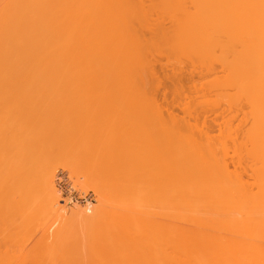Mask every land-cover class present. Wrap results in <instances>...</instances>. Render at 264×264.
Wrapping results in <instances>:
<instances>
[{"label": "bare ground", "instance_id": "1", "mask_svg": "<svg viewBox=\"0 0 264 264\" xmlns=\"http://www.w3.org/2000/svg\"><path fill=\"white\" fill-rule=\"evenodd\" d=\"M2 1L0 0L1 6L8 3L6 0ZM60 1L58 0V3ZM67 1L68 3H64V5L68 4L70 6L69 3L74 2L70 7L75 13L68 8L67 11H70L67 13L68 19L65 16L66 18L64 17V21L62 20V24L65 22L64 25L68 28L66 32L70 31L71 35L68 34L69 37L67 35L61 37L60 34L59 36V33L63 31H60L61 28L58 30V27L62 26V24L58 26L59 23L54 18L55 22L58 23V25L57 23L55 25L58 27L54 25L56 30L53 29L51 30V34L50 32L47 34L49 38H55L57 35L56 40L53 38L51 40L55 42L59 39L61 44H57L56 46L51 44L53 46L51 48L50 43L53 42L48 40V36H46L47 41L50 43L43 41L45 42L44 45H47L46 43L50 45L51 52L49 56L43 55V51H40V55L36 53L35 58L34 56L33 58L27 56L28 58L26 57L27 59H25L24 57L28 54V51L24 50L22 54L26 52L27 54L22 56L23 59L20 56L21 60H28L30 58H39L37 60H40L43 56L46 57L45 61H48L43 65H46L45 68L42 66L44 70L42 69L40 72L44 71V74L47 72L48 75L54 76L51 79L54 78L53 82L55 81L51 85L53 82L49 81L51 80L50 77L46 78V75L44 76L50 84L47 82L43 83L44 80L42 83L48 84L50 88L40 85L45 90L48 88L46 90L48 93L52 90L53 85H55V89L58 87V90L67 92H85L84 90L95 89L101 93L104 88L106 89L108 87L114 93L119 91L134 93L136 95L137 105L141 109H152L158 112V114H160L159 111H162L163 107L158 102L156 95L160 87L159 85H161V78L158 76L159 74L155 69L154 62L156 60H162L161 67L163 71H167V69L170 71L171 85L173 86L171 90L174 93L172 95L174 96L176 94L175 96H177L176 101L172 102L181 101L182 106L179 105L185 116H188V118H180L174 113H171V110L169 112L168 107V114L166 113L168 115L167 121L169 120L168 132L166 129H162L165 120L161 119V129L163 133L166 131V134L163 136L160 135L162 131L157 128L160 131H157L158 134L160 133L157 135L159 137L157 139L161 141L163 138L160 137H164L165 142H168L167 145L165 144L167 149L162 145L161 148H165L166 153L169 147V155L168 152L167 154L162 153L164 152L163 148L161 150L162 155L164 154L162 158H169V161L167 160L169 163V171L167 169L169 178L166 176L169 180V185H167L168 191L165 192L168 193V200L166 199L168 202L166 209L167 217L166 215L164 216L168 220V223H166V225L168 224L166 227L168 233L166 232V234H169L168 237L171 239L169 242H171L170 244L174 251H205L216 249L217 241L213 234H216L218 229L217 223L220 215L219 204L221 202L220 192L224 191L223 201L226 206H231L236 201L234 198L235 195H232L234 191V180L230 174H227L225 171L223 172L222 165L220 164L221 156L228 153V144L234 141L236 129L239 125L251 124L256 127H264V0ZM16 2L14 0L10 5L12 6L11 10H14L16 13L7 7L9 13L7 12L4 15L7 18L2 15L6 22L0 21V23H5L3 25L0 24V58L8 54L6 50L9 49L8 46L10 44H3V42L9 40V34L12 33L11 31L13 29V38L15 40L17 39V42L14 41L16 42L14 44H19L20 37L18 34L20 32L17 33L15 30L19 31L18 28H27V25L30 24L29 19L32 16L39 18L42 14L52 9L50 0H21L19 6ZM12 4L16 8L18 7V9ZM56 6L58 7L59 5ZM65 7L67 6L65 5ZM0 9L2 8L0 7ZM64 11L66 13V9ZM61 13H63V10ZM52 14L54 13L52 12ZM69 18L73 19L76 27L71 24L73 22ZM31 19L33 20V18ZM84 19H87V21H84ZM45 23L47 24V22ZM34 26L36 25L34 24ZM70 27L71 30H69ZM10 28L11 31H9ZM41 28L45 29L46 25ZM52 31H54V35ZM43 32L45 31L43 30ZM7 33L9 34L4 35ZM15 35H17V38ZM42 38L44 39V37ZM43 41L40 43H43ZM31 44L33 43L31 42ZM20 45L22 44L20 43ZM17 47L21 48V46ZM26 47L28 46L26 45ZM15 48L13 46V49ZM21 49H24V47ZM27 49L33 51V48ZM18 50L19 52L21 51L20 49ZM19 52L18 55L20 54ZM15 59L13 61L17 63L18 60ZM43 59L42 63H45ZM30 60L23 62L27 64ZM37 60L35 62L33 60L30 61L32 66L34 63L35 65L37 64ZM14 62H11L13 63L11 67L15 71H13L15 73L14 76L10 74L11 76L8 78L9 74L7 73L8 75H6L5 73L9 80L11 78V81L13 80L12 78L17 79L16 71L18 73L20 71L22 72L21 68L23 67L24 71L26 67V64L24 65L20 61L18 63H22L25 67L17 63V67L21 65L19 68L20 71H18L16 65L14 66ZM39 62L41 65V61ZM2 63L4 61L0 59V74L5 69L8 72V68L4 69L3 67L6 65ZM30 63L27 65L29 69L32 67ZM34 67L32 71L35 69ZM40 69L38 68V70ZM30 70L29 72H31ZM9 71V73H12L11 69ZM24 72L26 73L27 71ZM34 74L33 72H31V75L28 74L31 76L30 80L35 79L38 75L40 76V83V80H42L41 73L40 75ZM194 75H197L196 80ZM18 78H21L20 73ZM57 78L59 81H57ZM185 78L190 79L191 84L190 82L189 84L187 83L189 81L187 79V82H183ZM15 79L14 81H16ZM25 79L27 78L25 77ZM56 81L58 83L60 82V85ZM34 83L36 82L34 81ZM29 84L33 85L31 82ZM184 84L188 87L185 88ZM56 85L58 86L56 87ZM15 88L17 89V87ZM43 88L42 90H44ZM189 88H192L190 89L193 91L192 94H184L191 92ZM52 91L53 93L60 92ZM185 95L188 96V100L185 99ZM189 95H191V99ZM182 96H184V101L181 100ZM217 109L221 110V113ZM163 110L167 112L166 109ZM208 110H211V112L217 111L216 113L219 112L221 114L220 117L216 118H220V120L218 119L219 122L217 123L218 120H215L217 129H215V126L211 127V124L208 126V121H206L207 117H204L209 112ZM216 113L213 115L215 116ZM154 114L153 117L155 118L153 119H157V122L155 120L154 122L157 124L156 127H159L160 118H163L162 116L160 117L162 113L160 115H156L157 113ZM217 115L219 116V114ZM20 116L18 118L15 115L12 123L5 128V133L10 135V140L4 146L5 152L0 154V166L5 169H11L13 172V182L9 180H5V182L2 181L3 179L0 180V183L2 182L12 188L11 194L4 195L6 200L5 217L16 212V217L8 225L7 235H26V237L29 235L34 240L35 238L40 240L39 237H42L45 241H43V246L46 250V247H49L50 242L53 241H47L49 235H52L50 239H60L62 237L60 235H68L69 232L73 236L75 234L77 235V233L86 235L93 233L95 231L94 227H98V232L101 233H105L106 231H113V233H117L118 231V233H130L134 231L137 233L142 231V226L145 225L146 221L154 217L153 208L148 210V208L144 209L136 205L135 207H131L125 204L129 198L131 199L132 188L126 182L128 179L124 180V175L122 176V171L119 169L120 164L117 162L112 167L110 174L101 177L98 181L97 191L101 196L98 208L91 210V212L87 207L84 215H80L82 219L80 218L79 220L77 218L79 221L73 219L78 212L75 210L66 217L67 209L65 210V206H63L64 208L58 207L60 204L57 206L58 191L54 187L53 174L48 167H44L39 177L35 172H32L31 168V164H34L31 161L34 159V162L35 157H41L45 161V159L50 158V154L56 153L51 151L55 147L50 150L49 148L52 145L50 146V143H46L47 146L49 145L48 149L51 151L49 152L45 144H42V140L39 142V138L34 134V141H31V143L27 141V134L24 131V126L21 124L23 120ZM189 118H192V120ZM212 128L217 131L215 135L210 132ZM262 135L264 136L263 131L258 129L249 131L247 137H254V140L259 138L257 142L260 143L263 139ZM160 166L163 167L161 162ZM163 168H160L159 171H162L161 169ZM167 179L165 178L166 181ZM259 180L261 185L262 183L264 184V182H261L264 181V176H261ZM37 191L41 192L42 195L39 194V197H35ZM165 193L163 192V194ZM148 199L146 200L148 201L147 204L151 205ZM38 200H42L44 202L43 205H45V202L49 204L48 213L51 215L48 214V218L43 220H36L38 219V213H36V209L33 207L35 205L37 206V203H39ZM156 200L157 198L155 197L152 201L156 202ZM153 205L152 207H155ZM105 206L108 207L107 210L103 209ZM255 207L257 210V206ZM119 208L120 212H117ZM31 209H34L35 212L32 211V213ZM43 212H47V210H43ZM155 213L158 212L155 211ZM159 213V215L163 214L161 212ZM57 214L62 220L69 218L73 222L77 220L79 223H76L71 228L61 227L55 218ZM49 215L51 216L50 218ZM52 215H55V217H52ZM257 215L260 216L261 214ZM253 216L250 217L252 220L256 217ZM262 216H264L263 213ZM260 219L259 217L254 218L256 223L258 222V224L254 222L258 227L262 225L261 222L257 221ZM262 222L264 221L262 220ZM130 227L134 229L131 231ZM33 234L36 236L34 237ZM80 236L82 235L78 237ZM55 239L54 242L56 245L57 240L55 241ZM25 243L23 240L22 245H25ZM36 245H40V243L34 244L33 247L35 248ZM24 247L26 246L22 248Z\"/></svg>", "mask_w": 264, "mask_h": 264}, {"label": "rangeland", "instance_id": "2", "mask_svg": "<svg viewBox=\"0 0 264 264\" xmlns=\"http://www.w3.org/2000/svg\"><path fill=\"white\" fill-rule=\"evenodd\" d=\"M15 1H17L16 3L19 6L21 0ZM6 2L9 3V0H6ZM13 2L14 0H11L9 6ZM50 2L52 5V9H50L49 11H52H47L50 13V15L49 13L47 14V12H45L39 18H34L32 16L31 18H33V20L31 18L29 19L30 24L27 25V28H18L19 31L15 30V32L17 33L20 32L18 36L20 37L19 41L22 45H20L19 42V44H14L17 42V39L15 40V38H13L14 29L12 31L11 28L10 30L7 29L12 32V36H10L11 34L9 33L4 34H9V38L8 36H6L9 40H5L3 44L9 43V49H13V46L16 48L13 50L10 49V51L9 49H7L6 51L8 54H5L0 58L2 61H4V63L2 64L6 65L3 68H8V72H6L5 69V71L0 74V154L5 152L4 146L10 140V135L5 133V128L8 127L10 123H12V121L15 119V115L19 118V116L22 114L20 116V118L22 117L21 119L23 120L21 124L24 126V131L27 134V141H29L30 143L31 141L33 142V139H35L33 137L34 134L37 135V138H39V142H41L42 140V144H45V147H47V149L49 145H52L49 148L50 150L54 147L56 148V150L55 148L51 150L52 152L54 151V153H56L50 154V158H48L47 160L45 159V161L41 157H35V161L33 162L34 159L31 161L32 163H34L31 164V168L32 172H35V174L39 176L42 173V169L44 167H48L50 172L53 174L54 187L58 191L57 206L59 204L60 205L58 207L65 206V210L67 209L66 217H68V215H70L71 212L75 210L76 212H78L75 215L76 218H74V216L73 219L79 218L80 220V218L82 219L80 215H84L87 209H90L91 211L98 208L99 199L101 197L97 191L98 181L101 177H105L110 174V171L114 164H116V162L120 164L119 169L120 171H122V176L124 175V180L128 179V181L126 182H128V184H130L132 188L131 199L129 198L130 201L127 199L128 201H126L125 204H128L131 207H135L136 205L144 209L148 208V210H151L153 208L155 215L152 219L146 221L145 225L142 226V231L140 230L141 232L137 233L134 231L130 233H118L119 231L117 233H113V231H106L105 233H101L98 232V227L96 226L97 228L94 227L95 231H93V233L91 234L85 235L82 233H77L78 236L82 235L80 237H78L76 234L73 236L72 234H70L71 232H69L68 235H60L62 236L60 239L58 237H56L58 239L54 238L55 241L57 240L56 245L54 239H50L52 235H49V239L47 238V241H53L50 242V246L46 247L45 250L43 246L44 240L42 237H39L40 240L38 239V241L37 238H35L34 240V238L29 235H27V237L26 235H20L21 237L17 235H7L8 225L10 221H12L16 217V212H13L10 216L5 217L4 211L6 208V200L4 198V195L11 194L12 188L1 182L0 264H264V222H262V220L264 221V216H262V213L264 215V184L262 183L261 185L259 180L261 176H264V136H260L263 138V142L260 139V143L257 142V139L259 138L254 140V137H252L253 139L251 137H247L249 131L260 129V131H263L264 133V127H256L251 124L239 125L236 129L234 141L228 144V153L221 156L220 164L222 165L223 172L225 171L227 174H230L234 180H232L234 182V191L232 195H235V197H233L236 201L234 200L235 204L233 203L231 206H226L223 201L224 191L220 192L221 202L219 204L220 215L217 223L218 229L216 234L212 233L213 235H215L214 237H216V249L205 251L172 250L173 248L170 244L171 242H169L171 239L170 237H168L169 234H166V232L168 233V231H166V227L168 225H166V223H168V220L165 219L167 217L166 209L168 205V193L165 192L168 191L167 185H169V180L166 177L168 176L167 174H169V158H162V156L164 155H162V153H165V144L167 145L168 142H165L166 140H164V137H160L163 138V140L161 141L157 139V135L160 134H158L157 131L162 128V119L165 120V124L162 125L164 126L162 129H166L168 132V107L169 112L172 111L171 113H174L180 118H188V116H185L181 109V101L172 102L176 101L175 99L177 96H175L176 94L174 96L172 95L174 93H172L173 91L171 90L173 86L171 85L172 82L169 73L170 71H168V69L167 71H163V68L161 67L162 60H156L154 62L155 69L159 74L158 76L161 78V85H159L160 87L156 94L158 102H160L163 106L162 111H159L160 114L162 113L161 115L152 109H141L137 105L136 95L134 93L123 91L114 93L109 90L110 88L108 89V87L106 89L104 88L101 93L97 92L95 89H88L89 91L84 90L85 92H67L58 90V85H56V90L54 88L55 85H53L51 89L60 92L53 93V91H50L49 89L50 92L48 93V91L46 90L50 88L48 87V84H50L49 81L53 82L54 78H51L54 76L48 75L47 72L44 74V71L40 72L43 68H45L46 65H43L48 61H45L46 57H44L43 55L49 56V53L51 52L50 45L54 44V46H56L57 44H61V41L59 39V41H52L51 39L53 37L49 38V35L47 33L50 32L51 34V30H56L54 28V25L58 22L59 25L58 23L57 25L60 26V24H62V20L64 21V19L66 18L65 16H67L68 19L67 13H69L70 11L68 12L67 10L68 8L72 10L70 6H72V4L74 3H69L70 6L68 4H65L67 6L65 7L64 3H68V1L66 2V0H61L59 2L60 4L58 3V0H50ZM8 3L2 6L0 5V7L2 8L0 9V21H5L4 17L7 18L6 16H4L8 12L7 7L11 10L12 6L9 7ZM12 5L15 7L14 4ZM56 5L59 6L57 7ZM16 9H18V7ZM65 9L66 13H64ZM62 10L63 13H61ZM11 11L15 12L14 10ZM52 12L54 14H52ZM73 13L75 12L73 11ZM49 18L50 20L52 19V21H50ZM54 18H56L57 22H55ZM69 19H71V21L73 22L71 24L74 25L75 23L73 19ZM35 20L37 21V23ZM53 20L55 23L53 22ZM84 21H87V19H84ZM44 22H47V24H44ZM3 23L1 22L0 24L3 25ZM64 23L60 27L55 25V27H58V30L59 28H61L60 31H63L59 33V36L61 34V37H63V35H71L70 31L66 32L68 28H66L67 26H65ZM34 24L36 26H34ZM45 25L46 28L42 29L41 27H45ZM38 27L40 31L38 30ZM71 27L69 30H71ZM15 28L17 29V27ZM43 30L45 32H43ZM21 31L22 33L24 31L25 34H22ZM52 32V34L54 35V31ZM45 33L46 35H44ZM15 36L17 38V35ZM46 36H48L47 39L53 43L47 41ZM56 36L53 39L56 40ZM42 37H44V39ZM24 40L28 44H26ZM43 40L49 42L50 45H48L49 43H46L47 45H44L45 42ZM42 41L43 43H40ZM31 42L34 45L31 44ZM26 45L28 47H26ZM52 45L51 48H53ZM17 46H21V48L24 47V49L18 48ZM27 48H33V51H30ZM18 49H20L21 51L19 52ZM24 50L28 51V54L27 52L24 53L27 54L24 57L25 59L28 58L27 56H31L32 58L34 56L35 58L36 53L39 54L40 51H43L42 56L44 59L42 58V56L40 57L45 63H42V59L37 60L39 58H30L34 62L35 60L38 61L36 62V65L33 62L34 65L32 66V64L30 63L31 60L28 59L30 60L28 63H30V66H32L30 67V70L29 67L27 68V65L29 64L23 62H27L28 60H21V57L24 56V54H22V51ZM13 51L15 52V54H13ZM17 51L20 53L19 55ZM9 52L13 53L10 54ZM29 53H31L32 55ZM14 57L19 58L15 59ZM14 59L18 60L17 63L21 61L24 65L26 64L25 67L22 63H18L25 67L24 71H27L26 73L23 71V67L21 68L22 72L20 71L19 68L21 67V65H18L17 67V63L13 61ZM47 59H49V57H47ZM39 61H41V65ZM11 62L15 63L14 66L16 65V67L18 68L17 70L20 71L19 73L21 76V78H18L19 73L16 71L17 79L12 78V81L11 78L10 80L8 79L9 76H11L10 74H13V76L15 74L14 69L11 67L13 65V63ZM33 67L35 68V74L34 70L32 71ZM38 68L41 69L38 70ZM10 69L12 73H9ZM28 69L33 72L34 75H40L41 73L42 80H40V83V76L38 75V77H34L35 79L30 80L31 72H29ZM36 69L38 73L36 72ZM5 73L6 75L9 74L8 78L6 77ZM45 75L46 78L50 77L51 80L48 79L49 81L47 82V79H45L44 77ZM25 77L28 79V81L27 79H25ZM194 78L196 80L197 75H194ZM14 79L16 81H14ZM186 79L187 78H185L183 82H187V80H189L187 82L189 84L190 79ZM34 81L36 83H34ZM57 81H59L58 78ZM30 82L33 83V85H30ZM42 82H47L48 84L46 85ZM54 82L51 83V85L54 84ZM12 84L13 86L16 85L15 87H17V89L15 87L11 88L13 87L11 86ZM40 84L48 88H46L45 90V88H43ZM58 84L60 85V82ZM186 84H184L185 88L188 87V84ZM19 87H22L23 89ZM42 88L46 92L42 90ZM190 89L192 88H189V91H191ZM184 91L182 92L184 93ZM192 92L193 91L184 94H192ZM189 96V98L191 99V95ZM183 97L184 96H182L181 99L182 101H184ZM187 97L188 96H186L185 99H187ZM163 109H166L167 112H165V110ZM217 111L221 113V110L217 109ZM217 111H213V113L210 110L208 113L206 112L207 114L204 113L205 116H203L207 117L206 121H208V126L209 124L212 125L211 127L215 126V124L217 126L220 118H218L219 120L216 118L220 117L221 115L219 112L216 113ZM154 113H157L156 115H160V117H163L160 118L159 127H156L157 124L154 122V120L157 122V119H153L155 118L153 117L155 115ZM215 113L216 115L219 114V116L215 115V117L213 115ZM213 117L215 118L214 120ZM189 119L192 120V118ZM215 120H218L217 123H215ZM216 126L215 129H217ZM162 129L160 135L163 136L166 134V131L163 133ZM213 129L214 128H212V131L210 132L215 135V132L217 131ZM157 140H159L160 142H157ZM46 143L50 144L47 146ZM161 145L165 146V148L162 147L164 149V152L162 153ZM168 150H166L165 154H167L168 152L169 155ZM160 162L161 164H163L164 168L160 166ZM165 164L166 166H164ZM159 167L163 168L161 169L162 171H159ZM12 175L13 172L11 169H5L0 166V180L3 179L2 181L9 180L13 182ZM165 178L167 179V181L165 180ZM157 180L159 183L157 182ZM162 188H164L165 191ZM163 192L165 194H163ZM39 194H41V192L37 191L35 197H39ZM154 196L157 198L156 202L152 201L155 198ZM148 198H151L152 200ZM147 199L150 200L149 203L151 202V205L147 204ZM41 201L37 203V206L35 205V207H33L34 209H36V213H38V219L36 220H43L45 218H48V214H50L48 213L49 204L47 203V205L45 202V205H43L44 202ZM153 203H155V207H152ZM255 206H257V210L259 207H262L263 210L261 211L262 208H259V210L257 211L255 209ZM34 209H31V212H35ZM103 209L107 210L108 207L105 206ZM43 210H47V212H43ZM155 211H157L158 213H155ZM117 212H120V208L119 210L117 209ZM159 212L163 214L159 215ZM257 214L261 215L258 216ZM50 215L49 218L51 217ZM55 215H52V217H55ZM165 215L166 217H164ZM253 215L259 217V219L262 216L260 220H257L262 223V227L259 225V228L256 225L258 224V222L256 223V221L254 220V218L256 217H254ZM252 216L254 217L253 220L250 218ZM55 218L57 219L58 225L61 227L71 228L75 226L76 223H79L77 222L78 219L74 222L69 218H65L66 220H62V218L58 214ZM130 228L131 231L134 229L132 227ZM157 229H159V232L157 231ZM33 233L36 234L35 232ZM35 236L36 235H34V237ZM214 237L212 236V238ZM21 238L24 240V243L26 242L27 244L25 243V245H22L23 240ZM39 243L41 247L40 245H36L37 247L35 246V248L33 247L34 244ZM53 245H55V247H53ZM23 246L28 247L22 248Z\"/></svg>", "mask_w": 264, "mask_h": 264}]
</instances>
